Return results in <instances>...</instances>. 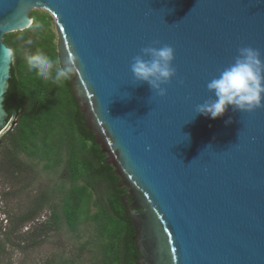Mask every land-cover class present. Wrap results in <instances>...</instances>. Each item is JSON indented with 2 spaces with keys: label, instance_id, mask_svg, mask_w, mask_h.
Returning <instances> with one entry per match:
<instances>
[{
  "label": "water",
  "instance_id": "95a60500",
  "mask_svg": "<svg viewBox=\"0 0 264 264\" xmlns=\"http://www.w3.org/2000/svg\"><path fill=\"white\" fill-rule=\"evenodd\" d=\"M34 9L54 19L59 57L79 58L71 89L127 190L137 264H264V108L195 111L239 48L264 60V0H0V135L13 66L3 38L29 29ZM164 45L176 75L160 97L130 64Z\"/></svg>",
  "mask_w": 264,
  "mask_h": 264
},
{
  "label": "trees",
  "instance_id": "16d2710c",
  "mask_svg": "<svg viewBox=\"0 0 264 264\" xmlns=\"http://www.w3.org/2000/svg\"><path fill=\"white\" fill-rule=\"evenodd\" d=\"M22 33L7 34L3 38L16 55L29 40L30 33ZM53 39L54 35L47 39L48 42L43 40L42 44L37 45L51 57L57 58L59 55ZM37 45L32 43L28 53L34 52ZM18 65H22L20 59ZM21 73L17 78L15 66L11 67L4 108L8 120L15 114L16 122L11 130L0 137V178L11 186L17 183V192L25 191L35 182L37 172L20 156L25 154L29 158L46 161L51 167L63 163L72 185L65 191L59 209L50 206L49 192L43 190L32 198L26 211L11 214L8 235L34 223L48 207L51 208L50 220L36 226L32 237L46 236L61 222L76 231L80 224L90 220V208L94 206L98 208V213L93 219L101 223L102 220L108 221H104L100 233H104L110 223L116 225L112 233L101 234L103 239H111V243L105 247L109 255L104 256L103 264H137L135 233L123 203L127 190L120 186L112 165L107 163L106 154L86 126L85 117L71 89L73 78L55 87L42 82L34 72L28 70L26 64ZM26 78H30L28 84H25ZM63 152L64 158L61 156ZM78 181L82 182V186L77 184ZM97 189L102 190L101 198L96 196L93 200ZM35 244L37 240L30 246Z\"/></svg>",
  "mask_w": 264,
  "mask_h": 264
},
{
  "label": "rangeland",
  "instance_id": "374dc122",
  "mask_svg": "<svg viewBox=\"0 0 264 264\" xmlns=\"http://www.w3.org/2000/svg\"><path fill=\"white\" fill-rule=\"evenodd\" d=\"M30 14L32 24L23 33L29 32V40L36 45L42 44L43 40L48 42L47 39L54 35L53 45L57 46L55 22L52 16L40 9H34ZM36 24H39L40 27L34 28L33 26ZM19 41L22 43L21 39ZM32 43L25 44L18 55L14 49L8 46L13 53V66L16 68L17 78L22 74V70L24 71V57L29 54L28 49L31 48ZM36 48H39L38 45ZM19 59L22 65H18ZM29 81L30 78H26L25 84H28ZM15 122L16 115L14 114L8 120L0 137L11 130L15 126ZM20 156L24 161L30 163L37 172V180L25 191L17 192L19 187L17 183L11 186L8 181L5 182L0 178V264H103L104 256L109 255L105 247L111 243V239L109 237L103 239L102 235L105 232L112 233L116 225L110 223L106 231L100 233L104 221L107 223L108 221L102 220L103 223H101L93 219L98 213V208L94 206L90 208V220L80 224L76 231L71 230L65 222H61L58 227L53 225L54 229L48 231L46 236L32 237L33 229L36 226L50 220L51 208L48 207L49 209H45L34 223L22 227L19 232L8 235L11 214L17 215L26 211L32 198L43 190L49 192L50 206L59 209L65 191H68L72 185L63 163L51 167V164L46 161L29 158L25 154ZM61 156L65 157L64 152ZM77 184L82 186L81 181H78ZM101 191V189H97L92 199L95 200L96 196L101 198ZM34 240H37V244L30 246Z\"/></svg>",
  "mask_w": 264,
  "mask_h": 264
},
{
  "label": "clouds",
  "instance_id": "9594fccd",
  "mask_svg": "<svg viewBox=\"0 0 264 264\" xmlns=\"http://www.w3.org/2000/svg\"><path fill=\"white\" fill-rule=\"evenodd\" d=\"M33 27L39 28L40 25ZM27 43L31 44L32 41L28 40ZM11 53L9 49L6 55ZM174 58V49L168 45L142 48L130 64L133 79L137 83H147L156 95L165 96V86L176 75ZM24 61L30 72H34L42 82L55 87L71 81L80 71L79 58L74 54L63 59L53 58L37 48L26 54ZM206 89L212 96L196 105L195 111L211 119L223 116L229 108L237 112L264 108V60L260 51L252 47L239 48L234 61L207 82Z\"/></svg>",
  "mask_w": 264,
  "mask_h": 264
},
{
  "label": "flooded vegetation",
  "instance_id": "af4514ba",
  "mask_svg": "<svg viewBox=\"0 0 264 264\" xmlns=\"http://www.w3.org/2000/svg\"><path fill=\"white\" fill-rule=\"evenodd\" d=\"M122 185V183L120 182V186ZM127 201H129V199L127 200Z\"/></svg>",
  "mask_w": 264,
  "mask_h": 264
}]
</instances>
